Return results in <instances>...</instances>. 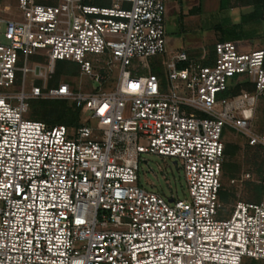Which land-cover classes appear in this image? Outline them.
Listing matches in <instances>:
<instances>
[{"label": "built area", "instance_id": "built-area-1", "mask_svg": "<svg viewBox=\"0 0 264 264\" xmlns=\"http://www.w3.org/2000/svg\"><path fill=\"white\" fill-rule=\"evenodd\" d=\"M165 16L164 0H16L0 9V264L264 261V194L228 215L220 199L228 134L260 149L255 182L264 188V132L253 126L264 48L217 41L210 65L185 52L167 58ZM59 61L99 89L49 84ZM238 80L252 91L228 94ZM34 100L69 102L78 125L25 119ZM142 154L172 159L187 197L141 186Z\"/></svg>", "mask_w": 264, "mask_h": 264}, {"label": "rangeland", "instance_id": "rangeland-1", "mask_svg": "<svg viewBox=\"0 0 264 264\" xmlns=\"http://www.w3.org/2000/svg\"><path fill=\"white\" fill-rule=\"evenodd\" d=\"M16 0H0V9L13 8ZM41 3L55 4L59 0H37ZM221 0H184L182 5L166 10V57L178 52H185L197 59L208 53V49L222 37L235 42L245 51L264 47V21L258 18V12L252 5L221 7ZM242 31V32H241ZM241 32L242 37H238ZM4 42V40H1ZM156 58L147 61L150 65L157 63ZM61 70L57 76V71ZM69 84L73 92H93L99 89V83L87 75L79 74V67L71 62L54 64V72L49 84L59 81ZM116 76L102 85V90L114 87ZM244 89V87H242ZM25 119L43 120L50 107L58 104L59 100H34ZM253 126L264 132V97L257 101L254 110ZM225 144L229 152L225 157V167L222 176V190L226 200L223 209L228 215L237 201L256 202L255 180L260 172L262 161L258 148H248L244 139L239 135L228 134ZM237 146L234 151L233 147ZM147 161V163L144 162ZM249 173L248 179L242 180V175ZM139 184L147 190L162 193L168 197L171 193L179 198L187 197V188L182 170L173 163L172 159L162 158L152 154H142L138 165ZM232 179L238 182L232 183ZM244 264H264V261L249 258L243 259Z\"/></svg>", "mask_w": 264, "mask_h": 264}, {"label": "trees", "instance_id": "trees-1", "mask_svg": "<svg viewBox=\"0 0 264 264\" xmlns=\"http://www.w3.org/2000/svg\"><path fill=\"white\" fill-rule=\"evenodd\" d=\"M98 1L99 3H102V0H91V2L93 3H97ZM44 4H47V3H44ZM245 4L252 5L254 7V10L258 12V15H259L258 18L264 21V0H221L220 2L221 7H224L225 5L240 6V5H245ZM241 32L239 33L238 37H242ZM219 41H225V39L222 37L221 39H219ZM213 60H214V45H212L208 49V53L204 57H202L200 62L203 65H210L212 64ZM64 62L65 61H59L58 63H64ZM183 65L184 64H180L179 67H182ZM60 71L61 70L57 71L56 73L57 76L59 75ZM151 72L158 76H161L162 71L160 68V64L158 65L157 63L156 64L153 63L151 65ZM242 87H244V89ZM241 90L252 91V85L247 82H243L242 80H238L234 85H231L229 87V90L227 91V93L237 94ZM34 102L36 101H31L30 106H32ZM79 117H80L79 112L76 109H74L73 106L69 102L64 101V100H59L57 105L50 107V109L46 111V113L43 116L42 121L48 125L63 124L66 126H77ZM248 148H251V147H248ZM233 149L235 151L237 149V146H234ZM228 150H229V146L225 144V149H224L225 157L229 152ZM225 166L226 165L224 161L223 166H222L223 171H224ZM254 188L256 191V202H259L262 199V196L264 194V188L260 184H256ZM220 199L226 200L225 194L220 192Z\"/></svg>", "mask_w": 264, "mask_h": 264}, {"label": "crops", "instance_id": "crops-1", "mask_svg": "<svg viewBox=\"0 0 264 264\" xmlns=\"http://www.w3.org/2000/svg\"><path fill=\"white\" fill-rule=\"evenodd\" d=\"M183 1L184 0H164L166 10H169L170 8L176 7L178 5H182ZM225 41H230V40H225ZM188 56L192 59H197L196 57H193L191 55V52Z\"/></svg>", "mask_w": 264, "mask_h": 264}]
</instances>
